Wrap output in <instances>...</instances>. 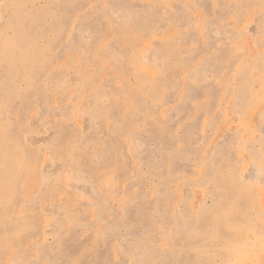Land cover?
<instances>
[{
  "label": "rangeland",
  "instance_id": "obj_1",
  "mask_svg": "<svg viewBox=\"0 0 264 264\" xmlns=\"http://www.w3.org/2000/svg\"><path fill=\"white\" fill-rule=\"evenodd\" d=\"M0 264H264V0H0Z\"/></svg>",
  "mask_w": 264,
  "mask_h": 264
},
{
  "label": "bare ground",
  "instance_id": "obj_2",
  "mask_svg": "<svg viewBox=\"0 0 264 264\" xmlns=\"http://www.w3.org/2000/svg\"><path fill=\"white\" fill-rule=\"evenodd\" d=\"M75 9V8H74ZM72 11V10H71ZM68 15V14H67ZM70 16V15H69ZM68 18V17H67ZM19 27V26H18ZM43 35V34H42ZM98 38V37H97ZM92 40V39H91ZM94 41V40H93ZM57 42V41H56ZM88 60V58H87ZM120 69V68H119ZM128 76V75H127ZM223 77V76H222ZM6 83V82H5ZM136 102V101H135ZM142 140V139H141ZM107 144V143H106ZM82 148V147H81ZM79 152V151H78ZM109 154V153H108ZM235 163V162H234ZM213 220V219H212ZM239 225V224H238ZM212 226V225H211Z\"/></svg>",
  "mask_w": 264,
  "mask_h": 264
}]
</instances>
